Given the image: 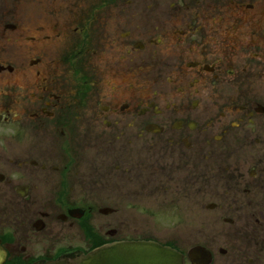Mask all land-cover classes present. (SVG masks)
Here are the masks:
<instances>
[{"label":"flooded vegetation","instance_id":"obj_1","mask_svg":"<svg viewBox=\"0 0 264 264\" xmlns=\"http://www.w3.org/2000/svg\"><path fill=\"white\" fill-rule=\"evenodd\" d=\"M120 1L0 0V264H264V0Z\"/></svg>","mask_w":264,"mask_h":264},{"label":"water","instance_id":"obj_2","mask_svg":"<svg viewBox=\"0 0 264 264\" xmlns=\"http://www.w3.org/2000/svg\"><path fill=\"white\" fill-rule=\"evenodd\" d=\"M128 247L137 251L135 252V258H131L132 261L127 257L130 256L129 253L122 252V250ZM139 252H141V254ZM119 253L120 255H118ZM110 254H114V256L118 258L116 261L117 264H129V261H131L132 264H183L181 257L174 251L151 243H142L140 245L128 244L127 247L119 246V244L111 246L104 249V251L95 258L88 260L89 264H94L93 261H95L97 257H103V262L100 264H104L105 258Z\"/></svg>","mask_w":264,"mask_h":264},{"label":"rangeland","instance_id":"obj_3","mask_svg":"<svg viewBox=\"0 0 264 264\" xmlns=\"http://www.w3.org/2000/svg\"><path fill=\"white\" fill-rule=\"evenodd\" d=\"M128 0H122L120 1L118 4H126ZM135 1H138L140 4H150L152 2V0H135ZM175 3H178V0H156V4H160L162 6H170L171 4H175ZM27 5H29V3H26ZM208 4V0H194V5H206ZM30 15H33L32 14V10L30 11L29 13ZM166 22H168V25H169V18H167L165 20ZM92 139H93V136L92 135H89L88 136V139L85 141L87 144L91 143L92 142ZM103 222L105 221L104 218H100ZM100 222V221H99ZM146 230H148V228L151 227V223L150 222H143Z\"/></svg>","mask_w":264,"mask_h":264},{"label":"bare ground","instance_id":"obj_4","mask_svg":"<svg viewBox=\"0 0 264 264\" xmlns=\"http://www.w3.org/2000/svg\"><path fill=\"white\" fill-rule=\"evenodd\" d=\"M130 252V254L133 256V255H135V253H133V252H131V251H129ZM118 255H120V253L118 254ZM117 257L116 256H114V254H110L109 256H107L106 258H105V262H104V264H117L116 263V261H117Z\"/></svg>","mask_w":264,"mask_h":264}]
</instances>
